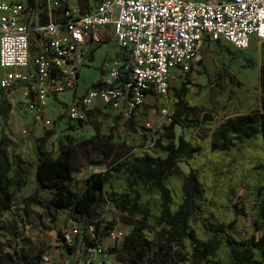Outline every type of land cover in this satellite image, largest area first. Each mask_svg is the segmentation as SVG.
<instances>
[{"label":"trees","instance_id":"obj_1","mask_svg":"<svg viewBox=\"0 0 264 264\" xmlns=\"http://www.w3.org/2000/svg\"><path fill=\"white\" fill-rule=\"evenodd\" d=\"M41 1L29 0L28 5L38 9ZM209 56L216 71L213 81L196 83L190 71L173 88L175 99L169 103L155 91L147 92L156 98V111L166 107L171 118L155 140L148 139L149 129L143 124L148 113L137 109L125 127L141 138L123 155L111 158L110 136L90 146L86 154L87 146L81 147V155L87 159L98 155L95 164H105L104 170L84 179L81 192L71 185L81 141L74 143L69 135L54 141L55 129L37 136L32 124L28 134L17 136L15 142L10 137L12 104L0 89V210L8 209L13 196L33 179L32 165L22 158V144H27L31 160L37 163L38 185L51 196L43 199L35 192L26 197L25 221L42 226L46 218L55 220L66 210L67 218L81 228L74 243L65 246L67 256L76 251L85 254L113 229L98 217L102 202H109L132 217L154 219L153 225L139 221L132 226L118 251L122 264H264V65L260 82L247 85L227 72L220 50L211 46ZM122 78L129 79V72ZM29 84L17 82L10 91ZM234 114L235 120L226 119ZM118 118L93 108L87 110L86 119L75 122L97 126ZM176 122L183 126L178 145ZM214 128L216 139L208 135ZM97 137L96 133L82 142ZM179 161L189 170H182ZM89 223L96 224L94 238L85 232ZM0 242V264H42L43 250L27 249L32 240L19 233L15 218L0 219Z\"/></svg>","mask_w":264,"mask_h":264},{"label":"built area","instance_id":"obj_2","mask_svg":"<svg viewBox=\"0 0 264 264\" xmlns=\"http://www.w3.org/2000/svg\"><path fill=\"white\" fill-rule=\"evenodd\" d=\"M28 1L0 0V89L31 83L26 87L35 97L32 105H46L75 87L80 68L103 39L119 48V55L101 63L97 82L67 105L72 121L86 119L87 110L98 105L128 119L150 90L169 103L175 99L173 83L201 66L204 42L244 50L253 39L264 40V0H99L90 9L64 0L59 14L50 0L38 9ZM125 72L129 79H121ZM154 112L155 120L143 123L149 140L171 122L166 107ZM95 229L89 223L85 232L94 238ZM80 233L73 222L61 230V241L70 246ZM124 236L111 229L75 264H106L99 258L106 255L104 240Z\"/></svg>","mask_w":264,"mask_h":264},{"label":"rangeland","instance_id":"obj_3","mask_svg":"<svg viewBox=\"0 0 264 264\" xmlns=\"http://www.w3.org/2000/svg\"><path fill=\"white\" fill-rule=\"evenodd\" d=\"M78 4L83 7L86 5L85 0H74ZM46 3L47 0H44ZM97 0H91V3L96 4ZM53 3V1H52ZM47 5V4H46ZM103 40L100 44L97 51L96 56L93 61V65L89 67H85L81 70V76L83 80L89 81L94 79L97 75V67L100 66L105 58H110L114 53H118V48L116 46H112L111 44L105 42L103 44ZM213 46L215 49L220 50L226 61V70L227 72L233 74L236 79L242 81L247 85L258 84L260 82V68L264 65V40L256 41L252 40V43L249 48L244 50H239L233 47L232 45H223L221 43H203L201 46L202 51V61H201V69L194 75V81L196 83H206L209 81H213L215 79L216 71L214 69L213 61L209 56V49ZM105 55V56H104ZM104 58V59H103ZM179 83V82H175ZM174 83V84H175ZM227 93L225 90L222 94L224 97ZM13 105V109L10 112V115L13 119V124L11 127L10 137L15 142L17 141V136L19 135H27V127L28 123L32 120L31 118H35L38 123V127H36V135H41L45 130H53L57 129V133L53 134L54 141H57L58 137L64 138L66 134H69L73 137L75 141L80 142L81 145L76 146L75 152V165H79L82 159L80 149L85 145L87 147L98 145L103 142L102 140L110 136L111 137V145H112V159H116L123 155L130 148L131 145L140 141L141 135L139 133H133L126 129L124 126V122L126 119H119L117 123L114 125H103L98 128V137L93 139L92 142L84 143L82 140L88 139L90 135L95 133V130L90 126H82L84 124H78V122H74V125H77V128L72 131V134L68 131L73 129L68 119L62 118H54L53 116L46 115L45 109L43 107H39L37 112H31L32 108L29 107L28 101L26 99L29 98V92L25 89L16 90L14 92H7L5 96ZM156 98L153 94L147 93L144 97V104L142 106V110L148 113L149 119L151 121L155 120V112L152 111V105L148 107L146 104L155 103ZM21 104V108L24 111V115L15 109L16 105ZM27 104V106H26ZM47 106V105H46ZM151 110V111H150ZM33 115V117H31ZM237 117L236 114L227 117L228 120H235ZM77 123V124H76ZM2 125V118L0 116V126ZM210 137L216 139L217 128L211 130L208 134ZM101 136V137H99ZM1 139V133H0ZM123 142L127 143V146L123 145ZM12 147V146H10ZM22 147H25L27 150V144H22ZM27 155V153H26ZM100 157L98 155L89 156L87 160H92V163H96L99 161ZM90 173V172H85ZM33 179L28 182L25 187H23L19 192H17L11 201L8 209L0 210V219H4L9 221L12 218H15L18 222L19 233L24 237H30L32 240L31 247H27L29 250H43V256L48 255L50 257V261H46L42 256V264H60L59 259L60 256L65 254L67 255L65 245L61 241V230L73 223L74 221L67 218V212L65 210L60 211L59 215L55 220H51L49 218L45 219V224L42 226H33L31 224H27L25 221V198L37 192L38 196L43 199H49L51 196L50 191L42 189L39 187L38 182L35 178L34 167L32 170ZM76 177V176H75ZM76 179V178H75ZM80 179H76L75 181H79ZM75 189H78V186H75ZM242 192V190H240ZM36 210L42 211V208L39 205H32ZM99 219L105 223H110L111 228L121 229L125 236L119 241L112 242L106 239L107 243L104 244L106 247V255L103 257H99L100 259H104L106 264H122V257L118 253L119 249L122 247L123 242L125 240L126 235L131 230L132 226L139 221H144L147 224H154V219L151 217H145L143 215L130 216L125 211L118 209L112 203L102 202L99 207ZM111 249H114L111 251ZM3 250V245L0 242V251ZM78 252L76 251L74 255ZM202 264V263H198Z\"/></svg>","mask_w":264,"mask_h":264},{"label":"crops","instance_id":"obj_4","mask_svg":"<svg viewBox=\"0 0 264 264\" xmlns=\"http://www.w3.org/2000/svg\"><path fill=\"white\" fill-rule=\"evenodd\" d=\"M52 1H53V3H52ZM99 0H97V2H98ZM67 2L68 3H70V4H78L76 1H74V0H67ZM85 2H86V5L83 7L82 5H80L81 7H83V8H85V9H90V8H92V7H94L95 6V4L94 3H91V0H85ZM96 2V3H97ZM42 3H44V0H42L41 1V3H40V5L42 4ZM50 3H51V7H52V9H53V12L55 13V14H59V12H60V10H61V7H62V5H63V3H64V0H50ZM44 21V20H43ZM31 24L33 25V23L31 22ZM34 26V25H33ZM258 42V41H257ZM105 43V42H104ZM103 43V44H104ZM107 43H109V44H111L112 46H115L111 41L110 42H107ZM204 43H206V44H208L209 42H204ZM100 45H102V44H98L97 45V47L94 49V51H93V53H92V55H91V58H90V60L87 62V63H85L81 68H80V71H79V77H78V81H77V83H76V85H75V87L73 88V89H69V90H66L64 93H63V95L60 97V98H56V97H51L49 100H48V102H47V106L46 105H38V104H35L34 106L32 105V103H33V101H34V95L32 94V93H29V98L28 99H26L28 102V104H29V107L30 108H32L31 110V112H37L36 110H38V108L41 106V107H43V106H45L44 107V109H45V114L46 115H50V116H53L54 118H62V119H68V121L70 122V124H71V126L73 127V129H71V130H68L71 134H72V131L73 130H75L76 128H77V126H78V124H84L85 122H83V123H79L78 122V124L77 125H74L75 123V121H72V120H70L69 119V117L67 116V113H66V108H67V105L69 104V102L72 100V98L75 96V95H82L83 93H85L86 91H87V89L89 88V87H91L92 85H94L96 82H97V80L99 79V76H100V73H101V71H100V66L98 65V67L96 68L97 69V75H96V77L94 78V79H91V80H89V81H84L83 80V77L81 76V70L83 69V68H85V67H89V66H91V65H93V61H94V59H95V56H96V51H97V49H98V47L100 46ZM116 48H118L117 46H116ZM118 51H119V48H118ZM119 53L120 52H118V53H114L112 56H110V58H112V57H114V56H116V55H119ZM201 53H202V51H201ZM105 56V55H104ZM104 59V58H103ZM105 59H107V58H105ZM201 69V67H199L198 68V70L197 71H192V73H193V75H196V73L199 71ZM183 80H177L176 82H179L178 84L177 83H173V88H175V87H178L179 85H180V83L182 82ZM21 89H25V90H27V87H22V88H16V89H13L11 92H14V91H16V90H21ZM28 91V90H27ZM11 103V102H10ZM156 103H157V101L155 102V103H151V104H146L148 107H150L151 105H152V111H156V108H155V105H156ZM12 104V103H11ZM143 105H145L144 103L139 107V110H142L141 108H142V106ZM26 106H27V104H26ZM15 109H17L20 113H21V115L22 116H26V115H24L23 113H24V111H23V109L21 108V104H19V105H16L15 107H14ZM95 108H97V109H100L101 111H104L101 107H100V105H98V107H95ZM12 109H13V105H12ZM11 109V110H12ZM142 111H144V110H142ZM151 111V110H150ZM105 112V111H104ZM110 113V114H113L114 116H117V117H119L118 119H114V120H112V122H110V123H107V124H100L101 126H103V125H114L115 123H117L118 122V120L119 119H124V118H122L120 115H118L115 111H109V110H106V113ZM61 115H63L62 117H61ZM31 117H33V115H31ZM12 118V117H11ZM32 120L30 121V123H28V127L30 126V125H32V124H35V127H38V123L36 122V119L33 117V118H31ZM13 120V119H12ZM126 121V120H125ZM90 126L91 128H93L94 130H95V133H93L92 135H90L89 137H88V139H84V140H90V139H92L95 135H96V133L98 134V128L100 127V125H97V126H94V125H92V124H89V123H85V125H82V126ZM86 126V127H87ZM124 126H125V122H124ZM27 127V128H28ZM55 130H56V133H57V129L56 128H54ZM47 130H45L41 135H37V136H42L45 132H46ZM130 131V130H129ZM132 132V131H131ZM133 133H139V132H133ZM140 134V133H139ZM67 135H69V134H66L65 136H67ZM69 136H71V135H69ZM72 137V136H71ZM73 138V137H72ZM60 139H63L62 137H58V139L57 140H60ZM73 142L74 143H76L77 141H75L74 139H73ZM123 143H125V142H123ZM22 148V150H23V153H22V158L27 162V163H30L31 165H32V170H33V167H34V171H35V178H36V167H37V163L36 162H33L32 160H31V158H30V150H29V147L27 148V150L25 149V147H21ZM91 150V147H86V150L85 149H83V152H84V154H86L87 152H89ZM8 151L10 152L11 151V148L9 147L8 148ZM26 153H27V155H26ZM82 156V159H81V161H80V164L79 165H77V166H75V170H74V172H73V179L71 180V185H72V187H73V189L76 191V192H81L83 189H84V179L90 174V173H92V172H96V171H102V170H104L105 169V164H101V165H99V164H94V163H92V160H87V158L85 157V156H83V155H81ZM90 172V173H85V172ZM76 176V177H75ZM80 179L79 181H75L76 179ZM37 180V179H36ZM75 186H78V189H75ZM66 211V210H65ZM107 243V241L106 240H104V244H106ZM83 255L84 254H80V253H77L76 255H71V256H67V255H65V254H63V255H61L60 256V259H59V263L60 264H75L78 260H81V259H83ZM69 261L68 263H66V261Z\"/></svg>","mask_w":264,"mask_h":264},{"label":"water","instance_id":"obj_5","mask_svg":"<svg viewBox=\"0 0 264 264\" xmlns=\"http://www.w3.org/2000/svg\"><path fill=\"white\" fill-rule=\"evenodd\" d=\"M182 130H183L182 124L179 123V122H176L174 124V127H173L175 145H178L179 142H180V135L182 133ZM178 165L184 171H188L189 170V165L186 164L184 161H179Z\"/></svg>","mask_w":264,"mask_h":264}]
</instances>
